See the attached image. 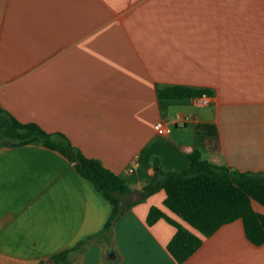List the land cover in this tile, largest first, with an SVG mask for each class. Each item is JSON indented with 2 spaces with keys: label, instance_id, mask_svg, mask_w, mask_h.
I'll use <instances>...</instances> for the list:
<instances>
[{
  "label": "crops",
  "instance_id": "obj_1",
  "mask_svg": "<svg viewBox=\"0 0 264 264\" xmlns=\"http://www.w3.org/2000/svg\"><path fill=\"white\" fill-rule=\"evenodd\" d=\"M170 86L211 94L160 98ZM0 106L65 135L132 191L158 168L186 170L194 150L264 172V0H0ZM166 197L143 198L108 226L112 204L62 154L0 147V264H56L67 250L69 264H264L242 219L204 236ZM152 207L201 238L186 261L168 251L174 225L148 224Z\"/></svg>",
  "mask_w": 264,
  "mask_h": 264
},
{
  "label": "trees",
  "instance_id": "obj_2",
  "mask_svg": "<svg viewBox=\"0 0 264 264\" xmlns=\"http://www.w3.org/2000/svg\"><path fill=\"white\" fill-rule=\"evenodd\" d=\"M210 94L208 89L187 86H170L159 91L162 99H191ZM29 144H41L74 163L77 172L112 204L108 226L123 214L120 203L132 192L124 179L99 160L86 157L65 135L48 133L36 123H21L0 106V147ZM188 158L190 166L182 172H164L158 168L155 181L144 187L143 197L164 189L165 205L204 236H211L222 225L242 219L247 237L257 245L263 244L264 214L256 211L253 203L264 206V172H240L214 166L202 160L199 150H194ZM161 218L177 228L168 251L179 263L186 261L200 247L201 238L158 207L150 209L147 222L152 225ZM69 253V250L61 252L52 259L56 264H69Z\"/></svg>",
  "mask_w": 264,
  "mask_h": 264
},
{
  "label": "water",
  "instance_id": "obj_3",
  "mask_svg": "<svg viewBox=\"0 0 264 264\" xmlns=\"http://www.w3.org/2000/svg\"><path fill=\"white\" fill-rule=\"evenodd\" d=\"M143 193L139 190L132 191L131 193L125 195L124 201L120 203L121 210L124 211L126 206L129 204L137 203L143 200ZM43 264H55L52 260H47Z\"/></svg>",
  "mask_w": 264,
  "mask_h": 264
},
{
  "label": "built area",
  "instance_id": "obj_4",
  "mask_svg": "<svg viewBox=\"0 0 264 264\" xmlns=\"http://www.w3.org/2000/svg\"><path fill=\"white\" fill-rule=\"evenodd\" d=\"M202 103H208V99L204 98L201 100ZM156 131L158 132V134L160 135H166L169 133L170 129L166 126V124L163 121H159L156 124Z\"/></svg>",
  "mask_w": 264,
  "mask_h": 264
}]
</instances>
